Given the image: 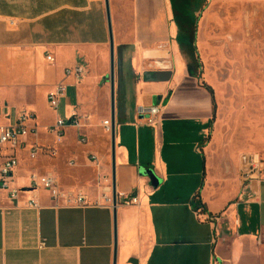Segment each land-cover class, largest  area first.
Masks as SVG:
<instances>
[{"label": "crops", "instance_id": "1", "mask_svg": "<svg viewBox=\"0 0 264 264\" xmlns=\"http://www.w3.org/2000/svg\"><path fill=\"white\" fill-rule=\"evenodd\" d=\"M109 1L116 190L136 195L138 203L55 206L47 191L30 190L32 174L50 173L62 190L102 201L112 181V135L104 129L111 121L105 0H0L1 99L33 112L37 123V133L14 150L19 198L0 193V264H114V209L116 264H264V166L250 179L242 175L244 155H264V147H255L264 132L235 131L236 102L221 116L216 102L214 117L206 69L201 79L189 74L171 0ZM76 65L82 76H67L65 69ZM59 83L67 85L61 111L47 99ZM154 106L156 116L140 114ZM74 110L81 126H67L57 144L48 128ZM36 142L43 150L32 158ZM142 167L160 183L153 185ZM30 198L40 207H27Z\"/></svg>", "mask_w": 264, "mask_h": 264}, {"label": "rangeland", "instance_id": "2", "mask_svg": "<svg viewBox=\"0 0 264 264\" xmlns=\"http://www.w3.org/2000/svg\"><path fill=\"white\" fill-rule=\"evenodd\" d=\"M186 6L191 17L200 14L203 80L214 90L219 115L236 102L235 131L264 132V0H192ZM263 142L256 141V151Z\"/></svg>", "mask_w": 264, "mask_h": 264}, {"label": "built area", "instance_id": "3", "mask_svg": "<svg viewBox=\"0 0 264 264\" xmlns=\"http://www.w3.org/2000/svg\"><path fill=\"white\" fill-rule=\"evenodd\" d=\"M14 23V20H11ZM47 59L51 62H55V58L52 55H48ZM65 74L67 76H75L80 78L83 74V67L76 65L73 68H66ZM67 95V85L64 83L57 84L54 89L49 91L47 99L49 105L54 110H58L61 101ZM146 112L151 116H156L160 109L158 106L151 107L149 109L141 107L140 114L144 115ZM81 116L76 110L73 111L70 118L59 117L48 128V132L54 136L57 144L61 143L67 126H81ZM87 118V116H84ZM36 115L25 109H17L9 107L2 102L0 95V193L8 192L9 196L13 200L19 198L22 189L12 186V179L15 175L16 169L19 166V159L14 151L17 147L24 145L23 139L36 134ZM104 129L107 133H112V124L110 120L104 121ZM80 143H87V138L83 134L79 136ZM5 150H9L6 152ZM43 148L36 142L33 144L30 156L35 158ZM48 153L52 156L57 154V148H47ZM92 159L96 160V156L92 155ZM264 166V155L254 154L251 157L244 155L243 157V177L244 179H250L254 171ZM43 189L48 192L50 198L53 200L55 206H67L74 208H85L89 206H104L108 208H115L119 204L134 205L138 203V197L134 194L117 192L116 204L114 203L113 186L111 179L107 178V184L104 187L102 194V201L91 200L86 194L81 191H64L60 188L57 178L48 174H32L31 175V188L30 190ZM26 206L29 208H39L40 204L37 199L30 198L26 202Z\"/></svg>", "mask_w": 264, "mask_h": 264}, {"label": "trees", "instance_id": "4", "mask_svg": "<svg viewBox=\"0 0 264 264\" xmlns=\"http://www.w3.org/2000/svg\"><path fill=\"white\" fill-rule=\"evenodd\" d=\"M192 0H171L174 18L178 26V41L180 45V50L185 58L188 72L191 76L198 79L202 78L203 74V62L197 47V30H198V20L200 14H197L195 18L191 17V13L188 12L187 2ZM204 9V4L201 5V9ZM204 86L209 90L213 97L214 112L216 113V100L214 96V90L208 84L204 83ZM212 126V124H211Z\"/></svg>", "mask_w": 264, "mask_h": 264}, {"label": "water", "instance_id": "5", "mask_svg": "<svg viewBox=\"0 0 264 264\" xmlns=\"http://www.w3.org/2000/svg\"><path fill=\"white\" fill-rule=\"evenodd\" d=\"M106 9L108 15V25H109V34H110V84H111V124H112V186H113V196L114 203L116 204L117 200V190H116V118H115V44H114V35L112 27V19L110 12V1L105 0ZM141 174L148 176L151 179L153 185H158L160 183V178L154 173L152 169L141 168ZM114 264H116L117 259V247H118V237H117V223H116V210L114 209Z\"/></svg>", "mask_w": 264, "mask_h": 264}]
</instances>
